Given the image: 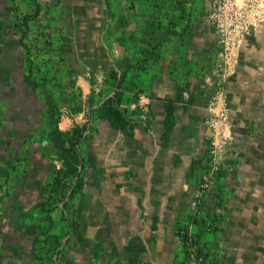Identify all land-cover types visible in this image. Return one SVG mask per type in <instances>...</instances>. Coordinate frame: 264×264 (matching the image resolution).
Wrapping results in <instances>:
<instances>
[{
	"label": "crops",
	"instance_id": "1",
	"mask_svg": "<svg viewBox=\"0 0 264 264\" xmlns=\"http://www.w3.org/2000/svg\"><path fill=\"white\" fill-rule=\"evenodd\" d=\"M213 1L17 0L19 10L56 5L52 23L65 16L63 9L76 10L85 29L52 36L61 52L89 58V65L76 67L75 84L83 97L90 90L86 72H103V97L84 114V183L64 207L58 194L47 190L61 165L50 137L51 118L56 116L62 131L76 118L45 111L34 95L38 87L30 79L36 67L27 80L28 48L20 46L26 33H16L13 8L0 0V264L177 263L175 229L206 166L210 133L204 119L212 99L220 100L206 80L219 49L209 19ZM27 41L31 46L33 38ZM222 85L229 165L218 193L205 195L201 214L227 223L209 239L211 246L262 251L264 22L245 39L235 72ZM115 92L132 122L125 131L100 110ZM168 99L174 100L173 118L166 129ZM215 197L226 206L224 213L213 207ZM67 210L76 222L63 235L53 222L55 217L61 222Z\"/></svg>",
	"mask_w": 264,
	"mask_h": 264
},
{
	"label": "rangeland",
	"instance_id": "2",
	"mask_svg": "<svg viewBox=\"0 0 264 264\" xmlns=\"http://www.w3.org/2000/svg\"><path fill=\"white\" fill-rule=\"evenodd\" d=\"M6 1L7 6H11L13 8V27L17 28L16 33L18 35L19 33H22V31H25L26 33L23 37H21L23 42L21 41L20 46L28 48L26 49L28 50V52H26L28 58L32 59V63L35 65L34 68L36 67V70L34 69V75L36 73V78H31L30 83L35 84V80L37 79L40 80L39 82L44 80V87H49L48 90H44V88L34 86L35 88L38 87V91H36L34 95H37L38 98L43 100L45 111L49 107L54 109V113H56L57 116H60L61 113L74 114L76 118L74 119V124L86 123V116L84 117V114H86V111L90 112L93 110V105L99 103L103 97V72L101 73V70L97 69H89L86 72V79L90 84V90L88 97H83L79 86L76 85L75 82L77 74H79L78 68L80 66L83 68L86 65H89V58L87 57L84 60V58L71 57L68 53L65 54L61 52V49L58 47L59 41L53 40L52 36L55 34L62 38L67 34L69 35L73 33L74 31L79 32L80 30L83 31L85 29L84 24L77 22L78 14L76 10H74L72 7H68L69 12L67 13L68 8L63 9L65 16L61 18H58L57 14L55 13L56 17L60 19V22L58 20L57 22L52 23L50 16L52 15V10L55 12L58 10L56 5L53 7L42 5L41 7L36 8L37 11L35 12L34 5L31 7L28 6L30 8H27L26 10H19L17 7V0ZM35 15H38L37 19L31 18ZM20 22H23L24 26L26 25L25 29L19 24ZM29 36L33 38L31 46L27 44V38L29 39ZM218 58L219 57L217 53L212 59L210 69L216 64ZM237 63L238 58L236 64L233 66L230 74L226 78L230 77L235 72ZM77 66L78 68H76ZM214 89L216 88L214 87ZM34 92L35 91H33V93ZM208 115H206L204 119V125L207 128L209 127L206 122ZM230 145L231 137L230 143L226 147V157L223 168L217 174L213 175V179L209 187L204 189L202 192L197 208L193 209L191 207V201L199 190L200 176L202 172H204V169L198 175L196 189L190 199L188 211L184 221L176 226L174 233L177 241L179 242V248L176 252L178 257L176 264H211L212 261L216 262L217 264H264V249L261 251L259 248L243 247L241 249L239 248L238 251L234 253L232 250L228 252L223 247L220 248L219 246L215 245L211 246L209 239L214 240V236L224 229L227 223L225 222L224 218H221L216 225L213 222L215 218L210 217L212 214L205 216V218L201 214V207L205 199V195L208 192L218 193L217 190L220 189V180H222L223 173L229 165V153L231 149ZM84 153L85 152H83V156ZM222 203V200H219V198H212V205L217 209V212H220V214L224 213L226 209V206H224ZM70 212H68V210L66 211L67 214L61 219V222L57 221L58 217L54 218L53 225L58 227L57 230H59V232H62L63 230V235H65L66 227H70L74 224V222H76L74 215L71 214L72 212ZM195 225L201 226L200 228L196 229ZM178 232L182 233L183 235H187V238L184 240V242L176 235ZM70 239V237L67 238L68 241ZM66 245L64 250L66 249ZM93 256L97 258L98 254H94Z\"/></svg>",
	"mask_w": 264,
	"mask_h": 264
},
{
	"label": "built area",
	"instance_id": "3",
	"mask_svg": "<svg viewBox=\"0 0 264 264\" xmlns=\"http://www.w3.org/2000/svg\"><path fill=\"white\" fill-rule=\"evenodd\" d=\"M209 19L219 46V58L210 69L206 80L216 88L215 94L220 100L214 98L209 104L210 113L206 122L209 126L210 144L206 166L200 176L199 190L191 201L193 209L197 208L202 192L209 187L213 175L224 166L226 147L231 136L222 82L236 64L245 39L264 22V0H214ZM142 99V103L148 102L147 96H142ZM213 222L217 225L219 219H214Z\"/></svg>",
	"mask_w": 264,
	"mask_h": 264
},
{
	"label": "trees",
	"instance_id": "4",
	"mask_svg": "<svg viewBox=\"0 0 264 264\" xmlns=\"http://www.w3.org/2000/svg\"><path fill=\"white\" fill-rule=\"evenodd\" d=\"M24 25V24H23ZM27 60V75L31 76L33 73V63L31 58ZM35 80L33 86H39L48 90V86H45V81L39 82ZM173 99L165 101L166 118L165 128L167 129L172 122L173 118ZM101 113L105 118L109 120L111 125L119 131H125L126 128L132 127V122L129 116L126 114V110L120 105V93L115 92L113 95L107 97L100 104ZM52 111V110H51ZM53 114V111H52ZM56 116L52 115L51 122H53L52 129L50 131V137L57 153V156L61 160V165L56 168L51 182L47 183V190L49 193L58 194V200L62 201L63 206L71 199L76 191L83 185V172L85 170V158L83 156L84 149L87 144L86 130L88 128L87 123L73 124L67 131L60 130L56 123ZM68 190V191H67ZM176 235L184 242L187 235H183L178 232ZM211 264H217L213 262Z\"/></svg>",
	"mask_w": 264,
	"mask_h": 264
}]
</instances>
